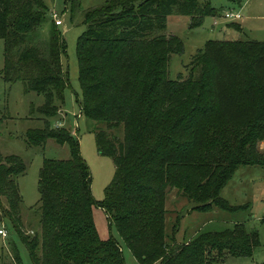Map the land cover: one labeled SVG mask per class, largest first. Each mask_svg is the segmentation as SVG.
<instances>
[{
	"label": "trees",
	"instance_id": "16d2710c",
	"mask_svg": "<svg viewBox=\"0 0 264 264\" xmlns=\"http://www.w3.org/2000/svg\"><path fill=\"white\" fill-rule=\"evenodd\" d=\"M73 10L80 0H70ZM44 0H0L2 78L45 96L42 128L26 132L30 145L49 139L68 144L70 157L44 160L39 174L40 231L24 229L18 176L26 164L0 150V228L8 222L34 264H126L119 241L100 237L93 207L110 223L141 264H213L227 255L251 257L258 229L237 222L223 230L175 239L181 216L166 231L168 192L196 203L192 210L238 211L221 193L242 165L264 166V41L208 40L192 56L187 77L169 76L184 42L167 35L169 15L190 16L191 27L220 14L212 0H107L85 12L78 41L80 110L103 123L98 150L113 157L115 173L105 198L92 194L91 169L79 138L53 126L69 86L62 56L67 43L55 23L45 47L35 37L48 17ZM232 26L240 28L232 23ZM247 206V205H246ZM264 221V217L262 218ZM7 225V224H6ZM7 264H22L13 250Z\"/></svg>",
	"mask_w": 264,
	"mask_h": 264
},
{
	"label": "rangeland",
	"instance_id": "374dc122",
	"mask_svg": "<svg viewBox=\"0 0 264 264\" xmlns=\"http://www.w3.org/2000/svg\"><path fill=\"white\" fill-rule=\"evenodd\" d=\"M48 8V17L41 30L35 37L39 45L45 47L48 43L52 26L55 25L56 13L63 24L58 28L64 34L67 43L62 62L67 73L69 86L65 91V103L60 105V116L51 118L56 126L58 120L79 138L81 153L88 162L92 176V194L96 200L105 198L106 188L115 173V163L111 156L99 152L95 132L103 127V123L88 119L81 113L82 88L79 80L78 41L86 31L85 12L89 8L97 7L107 0H80L73 10L70 0H44ZM213 6L220 10L219 15L207 16L201 26L191 27L190 17L186 15H172L170 26L166 34L174 33L184 42V52L171 56L169 76L177 79L187 77L190 72L189 63L192 56L210 39L217 40H249L264 41V0H212ZM243 15L238 19L226 18L227 12H238ZM217 21V24H215ZM230 22L240 24L242 29L232 27L229 34L224 36L220 30ZM231 24V23H230ZM4 67V42L0 41V150L4 155L17 154L26 164V170L18 176L19 190L22 197V220L24 229L33 234L40 231V214L36 209L40 206L39 174L44 160H65L70 157L68 144H60L49 139L44 145H30L26 132L29 128H42L46 124V117L38 108L45 103V96L35 91H25L22 82H6L1 71ZM264 140V139H263ZM261 140L258 144L259 151ZM221 195L231 204L245 205L238 211H227L214 207L210 211L192 210L196 205L182 195L177 189L168 192L166 207V231L172 234V229L178 216L180 224L176 232V240L180 243L194 236L200 231L223 230L231 228L237 222H244L248 227L258 229L261 244L251 257H233L227 255L224 261L213 264H264V166L242 165L235 172L233 178L223 188ZM247 205V206H246ZM94 220L103 239L113 235L120 243L126 264H141L117 231L104 209L93 207ZM7 224V225H6ZM7 237L0 235V264H7L12 260L13 250L19 252L22 264H34L27 247L22 242L14 228L6 222ZM156 264V263H153Z\"/></svg>",
	"mask_w": 264,
	"mask_h": 264
},
{
	"label": "built area",
	"instance_id": "2783aa9c",
	"mask_svg": "<svg viewBox=\"0 0 264 264\" xmlns=\"http://www.w3.org/2000/svg\"><path fill=\"white\" fill-rule=\"evenodd\" d=\"M52 15H53L52 17L55 18V23L57 25L63 24V20L61 18H58V15L56 13H53ZM225 16H226V18H230V19H238L241 17V14L238 12H227ZM55 125L56 126H62L63 121L58 120ZM260 144H261V148L264 149V140ZM0 235L2 237L8 236V231L4 225L0 228Z\"/></svg>",
	"mask_w": 264,
	"mask_h": 264
},
{
	"label": "crops",
	"instance_id": "0c3cea01",
	"mask_svg": "<svg viewBox=\"0 0 264 264\" xmlns=\"http://www.w3.org/2000/svg\"><path fill=\"white\" fill-rule=\"evenodd\" d=\"M238 13H240L241 14V12L240 11H238ZM172 15H169L168 16V18H167V29L169 28V26H170V17H171ZM243 15L241 14V17H242ZM190 17V16H189ZM240 17V18H241ZM206 18V17H205ZM229 19V18H228ZM205 20V19H204ZM191 21H192V19H191V17H190V24H191ZM204 22V21H203ZM231 23V24H230ZM229 23V25H227V26H223L222 28H221V30H220V32L224 35V36H227L228 34H229V30H231V28L232 27H234V26H232V22H230ZM234 23V22H233ZM215 24H217V21H215ZM235 24H237V23H235ZM237 25H239L240 26V28H238V29H242V27H241V25L240 24H237ZM237 28V27H236ZM169 35H175L174 33H170ZM168 198V197H167ZM197 234V233H196ZM195 234V235H196ZM193 237V236H192ZM192 237H190V238H192ZM190 238L189 239H186L185 241H188V240H190ZM175 239H176V235H175ZM177 241V240H176ZM184 241V242H185ZM178 242V241H177ZM180 243V242H179ZM122 249V248H121ZM156 264H159V263H156Z\"/></svg>",
	"mask_w": 264,
	"mask_h": 264
}]
</instances>
